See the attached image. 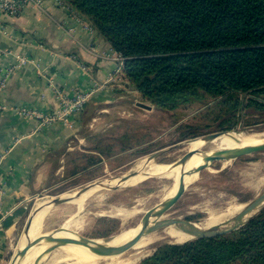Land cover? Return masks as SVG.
<instances>
[{
	"label": "rangeland",
	"instance_id": "rangeland-1",
	"mask_svg": "<svg viewBox=\"0 0 264 264\" xmlns=\"http://www.w3.org/2000/svg\"><path fill=\"white\" fill-rule=\"evenodd\" d=\"M129 90V92L123 91L122 95L121 92L119 93V97L114 102L113 112L108 117L97 119L92 126L83 128L86 140L83 142V152L79 155L82 157L72 158L76 156L73 152L71 156L68 155L63 163L64 167H61L49 187L34 196L26 212L21 211L14 229L9 233L8 251L0 264H8L15 251L24 243L22 230L30 213L54 197L76 193L97 180L125 177L133 173L137 174L141 170L143 177L133 185L112 188L110 185L113 184L105 183L98 186L85 199L82 209L74 202L64 201L50 207L44 213H40L39 210L32 216L28 230L30 242H35L73 218L82 221L81 227L77 230L79 235L90 239L111 240L136 226L147 210L164 200V195L174 183L171 177L155 175L147 178V174L151 173H142L148 155L159 149L182 143L156 157L147 167L151 164L157 167L161 164L169 165L187 151L208 150L212 142L227 135L199 148V140L205 134L220 130L264 131V109L248 106L242 94L231 97H205L203 100L172 110H161L143 99L132 87ZM138 101L151 105L152 108L137 106L135 102ZM195 139H197L196 145L188 148ZM254 141L256 140L247 144ZM238 148L219 151H232ZM200 159L199 153L194 154L187 163H195ZM190 172V169H186L182 174V180L185 175L189 176ZM262 176H264V150L232 160L208 161L187 184L180 198L165 211L164 218L175 217L194 223L206 216L208 208L218 210L232 200L249 202L264 192V185L260 188H255L253 185L254 181ZM131 178L133 176L128 179ZM116 208H135L138 211L124 222L113 214ZM231 219L218 225L221 228L227 227L232 224ZM162 243L174 242L168 237L156 241L148 246L146 255H143L136 264L150 256ZM52 248L51 251H54L57 246ZM43 249L44 246L40 252ZM50 252L39 261V264H51L47 261Z\"/></svg>",
	"mask_w": 264,
	"mask_h": 264
},
{
	"label": "trees",
	"instance_id": "trees-1",
	"mask_svg": "<svg viewBox=\"0 0 264 264\" xmlns=\"http://www.w3.org/2000/svg\"><path fill=\"white\" fill-rule=\"evenodd\" d=\"M123 57L121 76L172 110L244 95L264 109V0H65ZM139 264H264V206L227 234L162 243Z\"/></svg>",
	"mask_w": 264,
	"mask_h": 264
},
{
	"label": "crops",
	"instance_id": "crops-1",
	"mask_svg": "<svg viewBox=\"0 0 264 264\" xmlns=\"http://www.w3.org/2000/svg\"><path fill=\"white\" fill-rule=\"evenodd\" d=\"M110 49L96 30L85 29L51 0H43L40 7L27 4L16 16L0 11V66L15 63L17 55L39 65L17 68L0 90V104L50 114L59 106L55 89L71 95L95 83L103 85L69 125L41 124L11 110L0 112V263L21 211L49 187L68 155L82 157L83 128L108 117L119 93L130 91L121 75L106 82L116 67V61L104 55Z\"/></svg>",
	"mask_w": 264,
	"mask_h": 264
},
{
	"label": "bare ground",
	"instance_id": "bare-ground-1",
	"mask_svg": "<svg viewBox=\"0 0 264 264\" xmlns=\"http://www.w3.org/2000/svg\"><path fill=\"white\" fill-rule=\"evenodd\" d=\"M226 134L221 135V136L226 135L222 138H219V137H221V136H219L218 137L219 139L212 142L211 145H209L208 150H204V151L205 152H216V151L223 150V149H234V148L242 147L250 141L256 140L254 142H258L259 140L264 138V131H260V132H242V131L235 132V131H231L230 133H226ZM215 139H217V138H215ZM196 142H197V139H195L188 146V148L196 145ZM254 142H252V143H254ZM204 145H205V143H203L201 138H200L199 148H201ZM232 151H234V150H232ZM227 152H231V151H227ZM199 155L201 157L200 161L195 162V163H187L186 162L182 166L176 167L174 169H170V166L167 164H165V165L161 164L159 167H157V165L151 164V166L147 167V165L149 163L146 164V162H145L146 165L144 166L142 173H151V174H155V175H162V176L171 177L173 179L174 183H173L172 187L163 197L164 199H166V198L170 197L178 189V187L180 186V182L182 180V174L186 169L191 170V172H190L191 176L185 175V177L183 179L185 181V183L188 184L190 181H192L194 179V177L196 176L195 168L197 167V165H199L201 163V161L203 159V154L199 153ZM255 164H257V163H255ZM143 175L144 174L141 175V170L138 171L137 174L135 176H133V178L128 179L125 182V185H133L135 183H138L141 180V178L143 177ZM122 178L123 177H117V178L111 177V178H109V180L103 181L102 183L95 185L94 187L90 188L89 190L83 192L82 194H80L76 197H73L69 201L74 202L78 208L82 209V206L84 205L85 199L88 198V196L91 194V192L95 188H97L98 186L103 185L105 183L116 184L119 181H121ZM241 182H244V181H241ZM253 185L255 188H260V186L264 185V176L255 180ZM256 193H257V191H256ZM72 195H74V194H72ZM159 198H160V196H159ZM247 203L248 202H239L236 200H232V201H229L224 207H222L218 210L208 208L206 210V214H205L206 216L202 220L195 221L192 224L201 230L210 228V227L217 225L219 223H223L227 219H230L233 216H235L239 211H241V209H243L245 207V205ZM150 209L147 210L146 213H148L150 211ZM45 211H46V209L40 210V213H44ZM137 211L138 210L135 208H131V209L130 208L129 209L116 208V210L114 211L113 214L119 216L122 219V221L125 222L126 219L133 216ZM164 215L165 214L155 215L151 220L162 219V218H164ZM81 223H82V221H80V220H75L73 218L69 219L62 226L63 230L57 232L55 234V236L59 237V238L75 237L73 235V233H77V230L81 227ZM137 229H138V225H136L133 228H131L130 230L124 231L118 235L116 234L117 236L113 237V239H111V240L110 239L109 240L95 239L94 243L105 244V245H118L120 243H123V242L131 239L133 237V235L136 233ZM28 237H29V234H28ZM166 237L170 238L175 243H181V242H184V241L190 239V236L187 233L180 231L174 225H169V226H166L164 228L152 231V232L142 236L139 240H137L127 250L120 252V253H116V254H107V255L96 254L95 252H93L89 248L84 247V246H80L77 244L60 245V246H57L56 250L51 251V249H53V248L50 246V244L43 243V244H41L39 246H35L31 250H29L23 257L20 258L18 264H39V261L41 259H43V257L47 253H49L50 251H51L50 252L51 254L49 255V258L47 259V261H49V263H51V264H62V263H66V264H136L137 261L143 255H146L145 253H146V249L148 248V246L153 245V243H155L156 241L163 239V238H166ZM23 241L25 243V240H23ZM119 241H121V242H119ZM24 243H22V245ZM43 246H44V249L42 250V252H40Z\"/></svg>",
	"mask_w": 264,
	"mask_h": 264
},
{
	"label": "water",
	"instance_id": "water-1",
	"mask_svg": "<svg viewBox=\"0 0 264 264\" xmlns=\"http://www.w3.org/2000/svg\"><path fill=\"white\" fill-rule=\"evenodd\" d=\"M137 106L151 109V105H147L143 102H136ZM231 130H220L211 132L208 134H205L201 136V140L203 143H208L215 138H218L219 136L230 133ZM189 141V140H188ZM186 141V142H188ZM182 143L159 149L150 155H148L145 159L146 164L152 162L156 157L160 156L163 153H166L170 151L171 149L181 145ZM264 150V138L259 140L258 142L249 143L246 144L234 151L227 152V151H220V152H205L204 150H197V151H187L182 156H180L176 161L172 162L170 165V169H174L176 167L182 166L185 164L194 154L201 153L203 154V159L199 165L195 168V173L197 174L204 163L211 161V160H232L236 159L238 157H241L243 155L252 154L255 152H261ZM136 173H133L132 175L125 176L116 184L110 185L112 188H118L121 186H125V182L130 178L131 176H134ZM155 174H147V178L153 177ZM109 178H105L102 180L94 181L82 189H80L77 193H72L70 195H66L63 197H54L53 199L41 204L40 206L36 207L33 212L30 213L29 217L27 218L25 225L22 230V238L25 240V243L18 248L15 253L13 254L10 262L8 264H18L21 257H23L29 250L34 248L35 246H39L43 243L50 244L51 247L54 246H60V245H66V244H77L80 246H84L95 252L96 254L100 255H107V254H116L123 252L127 250L129 247H131L137 240H139L142 236L164 228L169 225H174L177 227L180 231H183L184 233H187L190 235V239L186 240L189 241L191 239H197V238H209V237H215L223 234L230 233L232 231L237 230L241 226H243L250 218L255 215V213L264 206V192L259 194L257 197H255L253 200L249 201L241 211H239L235 216L232 217L231 221L232 224L221 228L218 224L214 225L210 228L201 230L197 228L195 225L191 223L190 220L181 219V218H162V219H155L151 220L155 215L159 214H165V211L169 209L183 194L185 191V188L187 184L184 180H181V184L178 187V189L168 198L164 199L154 207L150 209L148 213L145 214L143 219L137 224L138 229L136 233L133 235V237L123 243H120L118 245H105V244H97L94 243L95 239H90L83 237L79 235L78 233H73L75 237H63L59 238L56 237L55 234L62 229V227H58L53 229L52 231L46 233L43 235L40 239H38L35 242H30L28 237V230L31 224V218L32 216L38 212L39 210L49 209L50 207L57 205L64 201H69L73 197H76L83 192L89 190L90 188L94 187L95 185H98L99 183H102L103 181H107ZM255 212V213H254ZM111 237V236H110ZM184 241V242H186ZM182 242V243H184ZM175 243V242H174Z\"/></svg>",
	"mask_w": 264,
	"mask_h": 264
},
{
	"label": "built area",
	"instance_id": "built-area-1",
	"mask_svg": "<svg viewBox=\"0 0 264 264\" xmlns=\"http://www.w3.org/2000/svg\"><path fill=\"white\" fill-rule=\"evenodd\" d=\"M53 5L59 9L66 11L72 15L83 27L89 31H95L92 24L86 18L77 12L65 0H51ZM43 0H0V11L8 16H16L27 4L40 7ZM116 61V67L108 76L106 82H113L117 75H121L124 57L117 51L110 49L109 53L104 54ZM27 63H32L38 67V62L26 56L17 55L16 62L4 66H0V90L5 87V84L14 71ZM103 88L102 84L93 85L86 90H76L71 95H65L60 90L55 89V95L58 100V108L50 114H44L34 108L26 106L9 107L0 104V112L11 110L21 117L28 119H37L41 124H47L58 121L63 125H69L72 117L84 110L86 103L91 99L93 94Z\"/></svg>",
	"mask_w": 264,
	"mask_h": 264
}]
</instances>
